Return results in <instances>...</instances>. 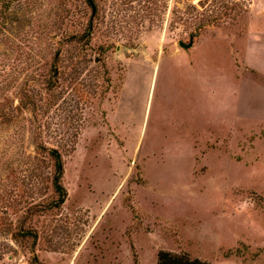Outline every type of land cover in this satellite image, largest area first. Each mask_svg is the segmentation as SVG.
Masks as SVG:
<instances>
[{"label":"rangeland","instance_id":"obj_1","mask_svg":"<svg viewBox=\"0 0 264 264\" xmlns=\"http://www.w3.org/2000/svg\"><path fill=\"white\" fill-rule=\"evenodd\" d=\"M94 1L0 0V264H264V0Z\"/></svg>","mask_w":264,"mask_h":264},{"label":"trees","instance_id":"obj_2","mask_svg":"<svg viewBox=\"0 0 264 264\" xmlns=\"http://www.w3.org/2000/svg\"><path fill=\"white\" fill-rule=\"evenodd\" d=\"M87 6L91 10V14H95L97 11V4L94 0H85ZM94 20H98L97 17H89L87 25L84 30L78 31V33H74L73 35H70L67 40L71 41H76L79 44V48L82 46H85V44L90 43L91 41V36L93 34V28H94ZM207 23H201L200 25L197 26V30L205 26ZM80 32V33H79ZM101 52H105L104 49L101 50ZM99 54V57H95V62L100 65V73L105 81H109V76H108V71H106V63L104 61L103 53ZM56 60V59H55ZM59 73H58V68L55 64L53 63L51 67V75L50 77L45 80V85L46 89H54L58 86L59 84ZM106 89L108 90V85L106 86ZM105 92V91H104ZM24 93V92H22ZM23 100L26 98V93L22 97ZM28 100V99H27ZM40 148H42V145H39ZM45 149V147H43ZM48 155L52 159V166H53V175L50 177L51 180V185L52 188L54 189V192L57 193V197L50 201L46 206L40 204V203H34L33 205H30L28 207V212L29 214L36 213L40 208H51V207H59L60 204L64 201L66 191L61 183V178H62V171H63V166H62V159L59 154V152L56 149H48L47 150ZM44 206V207H43ZM11 234V238L15 241L23 239L25 237L30 238L32 237L34 240L36 238V232L25 229L22 224H19L18 227H16L15 231L9 232ZM34 246V244H33ZM156 264H209L207 261L201 260L199 258H193L189 254L181 252V253H176L172 251H167V250H160L157 253V261Z\"/></svg>","mask_w":264,"mask_h":264},{"label":"water","instance_id":"obj_3","mask_svg":"<svg viewBox=\"0 0 264 264\" xmlns=\"http://www.w3.org/2000/svg\"><path fill=\"white\" fill-rule=\"evenodd\" d=\"M197 35L196 32H192L189 35V40L187 42L183 41V40H179L178 44L180 47H182L183 49H189L190 47H192L193 43H194V37Z\"/></svg>","mask_w":264,"mask_h":264}]
</instances>
